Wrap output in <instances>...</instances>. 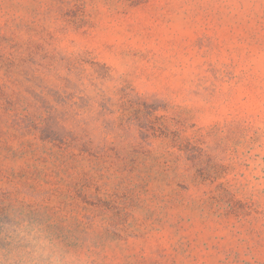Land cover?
Here are the masks:
<instances>
[{"label": "rangeland", "instance_id": "374dc122", "mask_svg": "<svg viewBox=\"0 0 264 264\" xmlns=\"http://www.w3.org/2000/svg\"><path fill=\"white\" fill-rule=\"evenodd\" d=\"M0 264H264V0H0Z\"/></svg>", "mask_w": 264, "mask_h": 264}]
</instances>
